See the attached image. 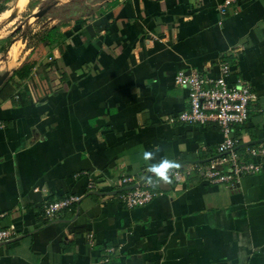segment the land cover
Masks as SVG:
<instances>
[{"label": "crops", "instance_id": "0c3cea01", "mask_svg": "<svg viewBox=\"0 0 264 264\" xmlns=\"http://www.w3.org/2000/svg\"><path fill=\"white\" fill-rule=\"evenodd\" d=\"M222 1L66 0L36 22L0 86V229L15 232L0 264H264V164L231 188L209 184L195 166L216 156L218 126L168 121L188 109L178 71L214 78L227 63L226 83L255 94L231 137H264V0L220 15ZM164 159L181 181L124 207L121 178ZM68 195L73 211L45 220L42 206Z\"/></svg>", "mask_w": 264, "mask_h": 264}, {"label": "built area", "instance_id": "2783aa9c", "mask_svg": "<svg viewBox=\"0 0 264 264\" xmlns=\"http://www.w3.org/2000/svg\"><path fill=\"white\" fill-rule=\"evenodd\" d=\"M236 1L223 0L217 5V12L225 15L226 10ZM229 71L227 63L220 64L219 74L214 78L202 77L195 71H178L174 83L187 89L188 109L168 121L199 125L213 122L218 126L222 141L216 147V156L205 166L196 165L195 168L205 182L231 188L243 176L260 172L264 164V141L241 150L237 148L239 142L231 137L232 126L244 124L248 120L250 103L255 99V94L241 81L228 85L225 78ZM15 98L18 96L15 95ZM2 128L4 124L0 121V129ZM168 175L175 181H181L180 173L174 169L169 170ZM134 183L137 182L131 177L121 178L122 187ZM159 184L158 178L148 177L137 187L117 193L116 198L126 208L141 207L156 197ZM88 187L89 191L95 189L94 183H90ZM79 200L80 196L68 195L45 203L42 206L44 219L54 220L63 212L73 211ZM14 235L13 229H0V243L10 240Z\"/></svg>", "mask_w": 264, "mask_h": 264}, {"label": "rangeland", "instance_id": "374dc122", "mask_svg": "<svg viewBox=\"0 0 264 264\" xmlns=\"http://www.w3.org/2000/svg\"><path fill=\"white\" fill-rule=\"evenodd\" d=\"M72 1L94 4L92 9L100 5V0H71V3ZM64 2L66 0H0V74L4 71L11 72L17 67L26 48L34 42L35 35L39 32L34 31L35 24L45 15L37 18L33 14L47 6L51 8L52 5H61ZM15 53H18V57L17 61L14 60L13 68L4 69V65Z\"/></svg>", "mask_w": 264, "mask_h": 264}, {"label": "water", "instance_id": "95a60500", "mask_svg": "<svg viewBox=\"0 0 264 264\" xmlns=\"http://www.w3.org/2000/svg\"><path fill=\"white\" fill-rule=\"evenodd\" d=\"M49 8H50L49 6H47L45 8H42V9L38 10L36 13H34L33 16L37 17V18H41L43 15L46 14V12L49 10ZM7 77H8V73L7 72H5V73L0 75V86L3 84V82L6 80ZM263 141H264V137L262 139H260V140L252 141V142H249V143L240 144L237 148H242V147H247V146H250V145H255V144L261 143ZM208 161H210V160H208ZM151 173H153L152 169L146 171L144 176H143V178L139 182L134 183V184L129 185V186H126V187H122L121 189H119L117 191H114L113 193L116 194V193H119L121 191H124V190H127V189H133V188L137 187L139 184L144 182ZM90 193H92V192H90Z\"/></svg>", "mask_w": 264, "mask_h": 264}, {"label": "clouds", "instance_id": "9594fccd", "mask_svg": "<svg viewBox=\"0 0 264 264\" xmlns=\"http://www.w3.org/2000/svg\"><path fill=\"white\" fill-rule=\"evenodd\" d=\"M151 155V153H146V156L151 157ZM177 167H179V165L176 164L174 161L164 159L159 165H154L152 171L156 174L159 180H163L164 182H170L168 172L169 170Z\"/></svg>", "mask_w": 264, "mask_h": 264}, {"label": "trees", "instance_id": "16d2710c", "mask_svg": "<svg viewBox=\"0 0 264 264\" xmlns=\"http://www.w3.org/2000/svg\"><path fill=\"white\" fill-rule=\"evenodd\" d=\"M45 76L50 85H53L54 82H56V76L54 75L52 71L47 72Z\"/></svg>", "mask_w": 264, "mask_h": 264}]
</instances>
